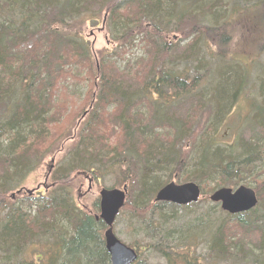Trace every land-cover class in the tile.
<instances>
[{"label": "trees", "instance_id": "obj_1", "mask_svg": "<svg viewBox=\"0 0 264 264\" xmlns=\"http://www.w3.org/2000/svg\"><path fill=\"white\" fill-rule=\"evenodd\" d=\"M224 8L225 0H0V264H110L106 228L95 219L98 200L92 213L75 204V175L82 180L88 174L94 180L100 173L116 177L110 189L124 185L128 189L123 210L141 213L140 219L146 221L143 215L153 210L152 198L165 185L166 176H189L188 181L201 187L203 180H210L217 190L236 185L231 177L241 176L245 168L250 172L246 165L257 160L260 148L250 142L240 143L237 154L218 144L213 149L203 146L198 148L200 158L191 163L185 144L193 148L186 150L191 154L209 130L202 128L194 137L197 126L189 114L178 116L185 104L177 102H188L190 107L200 99L205 102L202 94L193 93L206 81L210 88L205 104L214 106L210 126H215L234 104L243 85L241 72L246 78L239 60L229 56L230 40L223 25L214 21ZM99 13L116 48L93 65L81 39V25L96 23ZM137 46L152 60H126L122 67L112 61L119 56L118 47ZM227 62H233L231 68L218 66L213 71L212 65ZM78 67L84 70L81 79L74 74ZM65 78L86 84L84 99L92 108L88 120L69 155L55 168L50 190L44 195L25 194L16 205L11 199L20 195L17 187L44 158L34 147L49 137L59 112L54 94ZM259 91L261 100L252 121L264 132V81ZM164 103L171 105L160 108ZM137 104L147 110L140 121L128 117ZM262 132L253 143L264 140ZM175 208L162 205L157 207L162 213H157L168 211L174 219ZM259 209L258 205L236 217L225 214L227 221L207 236L205 264H264V213ZM168 225L157 219L149 228L169 233L174 227ZM227 225L240 233H257V246L244 251L243 240L231 238ZM191 226L192 230L198 225ZM177 232L181 233L178 227ZM193 239L192 234L179 238L182 251H187L180 255L157 242L142 248L137 240L129 246L138 252L137 264L144 253L149 260V249L165 262L174 254L181 259L177 264H199L189 254Z\"/></svg>", "mask_w": 264, "mask_h": 264}, {"label": "rangeland", "instance_id": "obj_2", "mask_svg": "<svg viewBox=\"0 0 264 264\" xmlns=\"http://www.w3.org/2000/svg\"><path fill=\"white\" fill-rule=\"evenodd\" d=\"M221 13V15H217L214 18V21L223 25L222 29L226 35L229 36L230 40L229 56H233L236 61L239 60L238 62L246 71V78H244V74L241 72L243 85L242 87L240 86V91L237 94L231 110L225 113L224 118L221 119L220 122L218 121L215 124L216 130L213 132L212 130L215 126H210V121L212 117H214V106L210 103L205 104L207 102L205 99L208 96V89L210 88L209 82H202L200 88L196 89V91H194L195 93H193L196 95H198V93L202 94L205 102L201 103L200 99V103L192 107H190L188 102H177L182 105L183 103L185 104L183 110L178 113V116L184 117L185 114H189V117L194 122V126H197V132L194 137L200 134L202 128H208L209 130L204 142L196 146L191 154H189L188 151L186 152L188 147L191 146L188 143L185 144V154L191 163L200 158L201 152H198V148L201 149L203 146L207 147V145H210V148L213 149L215 147L214 145L218 144L225 152L231 154L239 153L238 145L240 143H246L245 145H248L250 142L251 145L260 146L261 151H263L264 148L263 138H258V140H260L258 143L252 142L253 138L259 137L262 132L254 125L252 116L255 111V105L261 100L259 89L261 82L264 81V2L260 0H225V8ZM103 19V13H99L96 15V23H82L81 25V39L88 46L89 56L93 61V65H96L102 55L105 56L107 53H112L116 48V43L111 39L108 26H106L105 22L104 25H102ZM210 23H212V21ZM186 43L187 42L184 41L179 44L180 46L176 50L177 54L183 50ZM134 48L135 49H133L130 54L129 60L134 61L141 58V56L144 61L152 60L151 55L147 51L142 50L138 46ZM44 50V47H42L41 51ZM116 60V58L112 57V61ZM123 64H125V61L118 60L117 65L119 67H122ZM232 65L233 62H227L225 64L223 63V65H212V68L213 71H215L214 69L218 66V68L221 67L223 69L226 67L224 69H229ZM74 74L81 79L84 75V70L78 67L77 72ZM85 86L86 84L83 81L79 83L73 81L71 78H65L63 82L58 84V90L54 94L55 98L53 99L59 111L58 116H54V125L50 127L49 137L34 147L44 158L34 170L30 171L25 181L17 187L16 190H22V193L18 195L17 199H11V202L17 205L24 199L25 194L33 196L40 192L44 195L50 190L55 168L62 159L69 155L73 146L77 143L80 131L88 120V113L92 109L90 106H87L84 99L86 92ZM112 108L113 107H109L107 110L111 111ZM2 109L0 105V112H2ZM144 111H146V108ZM81 113L83 114L81 115ZM84 114L85 116H83ZM2 118H5L4 115H2ZM262 134H264V132H262ZM213 135L217 136V138H213ZM191 142L192 141H189V143ZM114 145L115 144H113V146ZM191 149L193 148L191 147ZM263 154L264 153H262L261 156L256 155V164H262L260 158L264 159ZM112 163L113 162H111V165ZM186 173H189V171ZM189 178L191 177H183L180 174L170 178L166 176L163 179V184L169 182L175 184L193 182L188 181ZM72 179L74 181L72 190L73 200L81 210L89 211V213H92L91 211L93 210L94 203L98 200V192L102 188H110L116 181V177L104 173H100L97 180H94L91 174H88V177H86V179L83 178V180L80 176L78 177L76 175L73 176ZM247 180L254 185L253 180ZM233 182L236 184L232 186L233 189H236L239 185L245 184V182L238 180H233ZM258 184L257 193L260 214V212L264 213V182L259 181ZM199 186L201 187V185ZM201 190L202 195L196 204L175 208L174 219L170 216V212L164 211V214L171 217L168 226H170L171 229L174 227V230L169 232L172 235L167 232L169 230L160 232L158 229L152 230L149 228L150 222L155 224L157 219H160L159 213H157L161 212L157 210V207L160 205L158 206L157 204L151 212H145L146 215H143L146 221L140 219L142 218L141 213L136 212V215H131L128 213L127 209H122L114 226L115 236L124 244L138 243V240L142 243V248L145 246L144 244L149 246L155 244V242L165 244L167 249L180 255L183 254L182 252L187 251L184 249L182 251L179 238L183 235L187 236L192 234L194 239L189 244L193 249L189 252L191 255L190 258H196L199 264L208 263L205 261L207 258V236L209 232H214L217 224L225 223L227 218L225 213L220 210L219 206H215V204L209 201V196L216 190V184L208 183L206 180H203ZM196 218L200 219L201 224L199 221H196ZM175 220H178V222L175 223ZM192 223L198 226L191 230L190 227H192ZM227 226L228 229H226V232L229 236L232 235L231 238L234 237L236 240H243L242 248L244 251H247V249H254L257 246V233H249L247 231L240 233L235 226ZM177 227L181 232L180 234L177 232ZM155 234L161 236L156 238ZM170 237L172 238L170 239ZM161 239H164V241ZM149 252L151 253L150 258H153L155 254L150 249ZM194 254L195 256H193ZM144 255H146V253H144ZM178 260L181 259L176 258V255L173 254L169 261L165 262L164 259H159L157 260L159 261L157 264H177Z\"/></svg>", "mask_w": 264, "mask_h": 264}, {"label": "water", "instance_id": "obj_3", "mask_svg": "<svg viewBox=\"0 0 264 264\" xmlns=\"http://www.w3.org/2000/svg\"><path fill=\"white\" fill-rule=\"evenodd\" d=\"M124 192L125 189L123 192L101 190L99 193L100 215L97 219H102L107 226L104 238L105 249L110 256V264H133L137 260L134 250L119 242L112 232V222L124 203ZM199 193L198 187L192 183L184 185L170 183L158 192L156 201L186 205L196 203ZM209 200L213 203H219L221 210L230 215L248 212L257 204L253 192L243 187H239L234 191L225 188L219 189L210 196Z\"/></svg>", "mask_w": 264, "mask_h": 264}, {"label": "bare ground", "instance_id": "obj_4", "mask_svg": "<svg viewBox=\"0 0 264 264\" xmlns=\"http://www.w3.org/2000/svg\"><path fill=\"white\" fill-rule=\"evenodd\" d=\"M133 49H135L134 47H125V49H123V48H121V47H118L117 48V55H119V56H117V57H115L116 59H117V61L118 60H120V61H126V60H129V58H130V54H131V52L133 51ZM115 50V49H114ZM126 50V52L125 53H123V51H125ZM142 57V56H141ZM143 102V101H142ZM171 105V104H170ZM170 105H165V103L163 104V105H159V107L160 108H162V109H166L167 107H170ZM138 106V104L136 105V106H133L132 108H131V111H130V113H128V117L130 118V119H134V120H142L145 116H146V114H147V110L146 111H144V110H141L139 107H137ZM137 107V108H136ZM136 108V109H135ZM134 110H135V113H134ZM131 129L133 130V127H131ZM216 129H213V131H215ZM155 133H160V131H159V129H156L155 130ZM148 137H150V135H147ZM257 152H258V154L257 155H259V156H261L262 155V153H264L263 151H264V148H263V151H261L260 150V148L258 149V150H256ZM263 157H264V154H263ZM261 159V163L262 164H256L255 163V161L254 162H249L250 164L248 165H246V167L250 170V172L249 171H246L245 169L243 170V173H241V176H240V174H239V177H237V176H235V177H231V179L232 180H238V181H241V182H245V184H242V185H239L238 186V188L239 187H243V188H246V189H250L252 192H253V194H254V197L256 198V201H257V204H256V206H255V208L254 209H256L257 207H258V205H259V203H258V193H257V189H258V186H259V184H258V182L259 181H262V182H264V159L263 158H260ZM252 169V170H251ZM254 169V170H253ZM247 179H250V180H253L254 182H253V184L254 185H252V183H249V180H247ZM208 183L210 182V183H214L213 181H207ZM257 184V185H256ZM197 187H198V189H199V198H198V200L197 201H199V199H200V197H201V195H202V190H201V187L199 186V185H197ZM157 195H158V193H155L154 194V196H153V202H154V207L158 204V206L160 205H164V204H169L170 202H163V201H156L157 200ZM211 196V195H210ZM210 196H209V198H210ZM159 217H160V220L161 221H163L164 223H170V220H171V217L169 216V215H166V214H159ZM99 219V221L105 226V228H106V224H105V222L102 220V219H100V218H98ZM115 224H116V218H114V220H113V222H112V225L113 226H115ZM150 228L152 229V230H154V229H156L157 230V228H155V227H153V226H150ZM106 231V230H105ZM172 237H170V239H171ZM162 240V239H161ZM178 240V239H177ZM162 241H164V239L162 240ZM106 250V249H105ZM163 251H164V249H163ZM107 252V251H106ZM108 254V253H107ZM155 254V253H154ZM108 256H109V254H108ZM154 258V259H153ZM153 258H150L149 260H148V257L146 256V255H142V257H141V261H139V263L138 264H157V263H159V261H157V260H159V259H161L162 260V258L161 257H158L156 254L155 255H153ZM156 259V260H155ZM109 261H110V256H109ZM137 264V263H136Z\"/></svg>", "mask_w": 264, "mask_h": 264}]
</instances>
